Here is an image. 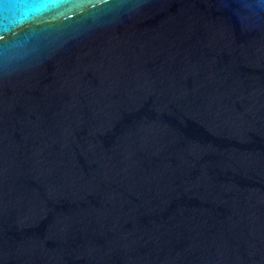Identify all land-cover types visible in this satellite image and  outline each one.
<instances>
[{
    "label": "water",
    "instance_id": "water-1",
    "mask_svg": "<svg viewBox=\"0 0 264 264\" xmlns=\"http://www.w3.org/2000/svg\"><path fill=\"white\" fill-rule=\"evenodd\" d=\"M0 264H264V0H0Z\"/></svg>",
    "mask_w": 264,
    "mask_h": 264
}]
</instances>
